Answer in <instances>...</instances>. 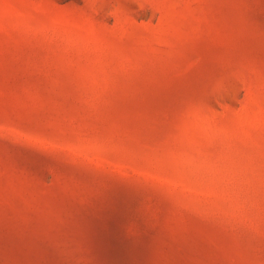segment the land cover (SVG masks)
Masks as SVG:
<instances>
[{
  "label": "rangeland",
  "instance_id": "1",
  "mask_svg": "<svg viewBox=\"0 0 264 264\" xmlns=\"http://www.w3.org/2000/svg\"><path fill=\"white\" fill-rule=\"evenodd\" d=\"M0 264H264V0H0Z\"/></svg>",
  "mask_w": 264,
  "mask_h": 264
}]
</instances>
